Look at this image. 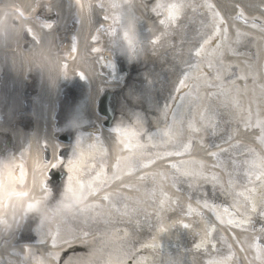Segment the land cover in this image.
Here are the masks:
<instances>
[{
  "label": "bare ground",
  "instance_id": "6f19581e",
  "mask_svg": "<svg viewBox=\"0 0 264 264\" xmlns=\"http://www.w3.org/2000/svg\"><path fill=\"white\" fill-rule=\"evenodd\" d=\"M145 3L146 8L143 0L0 2V133L11 136L16 142V148L8 152L11 153L9 158L0 151L3 157L0 164L14 162L17 177L20 172L17 166L23 164L27 171L23 189L30 192L29 197L15 196L11 201L3 198L0 204V219L8 221L7 227L0 225V264H120L127 247L132 264H208L210 257L222 259L223 256L199 247L207 231L205 243H216L224 255L229 254L228 247H232L234 257L228 264H241V261L262 264L264 244L257 250L253 238L259 236L264 242V233L257 232L264 229V211L259 210L262 207L261 181L255 179L262 170L260 157H264V153H260L259 129L246 128L244 120L237 129L233 113L242 112L246 118L251 109L255 124L257 112H264V92L260 88L264 84V31L259 26L264 21V0H147ZM172 4L183 5L176 21H170L167 7H161ZM207 5H213L214 10ZM213 11L217 14L214 18ZM46 13L51 16L47 17ZM164 20L170 21V27L163 24ZM254 21L256 27H253ZM211 23L228 29L232 50L223 55L221 75L227 73L241 89L239 94L230 91L227 99L220 94L219 87L198 86L203 81L202 73L215 74V67L209 69L205 65L212 58L216 41L204 45L200 57L195 55L203 43L201 37L210 32ZM126 29L133 38L132 46L124 38ZM97 48L100 51H94ZM233 51L239 54L234 55ZM224 52L220 49L216 57ZM119 59L124 65L117 62ZM242 76L248 79H239ZM183 80L185 86L181 88L179 84ZM106 91L120 93V115L110 130L103 128V118L96 109L99 97ZM212 93L217 95L212 96ZM189 105L219 106V113L212 114L214 134H205L200 143L199 134L187 130L185 147L187 141H197L188 149L191 156L156 159L152 163L151 158L162 153L163 147H151L147 138L153 137L154 144L166 139L157 134L160 127H166V131L174 135L179 121L186 118ZM137 117L142 128L140 143L145 146L135 147L137 141L133 138L134 147L128 150L118 143L121 137L112 130L117 125L135 126ZM83 126L87 128L81 129ZM67 134L72 135L71 142L60 140ZM78 138L83 140L85 149L88 143L100 139L96 149L98 159L107 149L105 159L109 171L95 182L99 186L107 180V186L86 202L101 207L85 208L81 204L84 210L78 211L61 205L66 179L55 199L48 181L51 191L44 201V216L39 210L29 212L27 204L44 196L40 168L45 164V156L50 161L53 152L67 161L73 155ZM235 145L239 147H233ZM225 149L229 152L223 153ZM249 149H256L259 156ZM141 152L150 157L144 161L149 167L136 170L121 161L119 179L113 178L114 166L121 157ZM212 152L219 153V157L210 155ZM187 159L205 165L201 169L197 163L189 170L214 172L219 177L218 182L214 185L196 179L182 180L177 191L169 179L164 182V191L171 198L170 202L159 191L155 198L146 192L153 182L150 178L141 180V176L164 173L171 177L174 170L170 165ZM213 165L220 167L213 168ZM65 171L68 175L63 165L49 170L50 173ZM99 171L97 165L94 171H86L83 178L91 180ZM247 173H251V182ZM230 180L234 186L229 184ZM253 187L256 192L249 191ZM212 190H219L225 200L219 194H211ZM203 191L210 194L204 195ZM106 195L111 199L104 200ZM252 199L256 200L258 211L251 215L261 220L229 225V219L243 221L244 218L239 214L232 218L225 213L229 203L232 207L247 204L250 209ZM137 200L141 201L142 211L133 231V225L123 222L126 218L122 213L125 203L133 205ZM161 201L164 202L163 213L158 207ZM205 201L218 203L219 209L212 212L211 208H203ZM179 208H185L186 213L174 212ZM200 212L205 215L200 217ZM25 213L27 215L23 216ZM158 213L163 215L162 219ZM216 213L225 223L215 219ZM107 216L111 217V223ZM173 217L174 220H170ZM33 220L37 222L36 237L29 230L25 232ZM172 222L195 228L192 230L196 233L194 248H186V251L184 247L175 246L174 229L171 228L170 234L165 232ZM210 224L217 227L216 234L211 232ZM57 233L58 245L53 247L52 238ZM223 236L229 237L228 246Z\"/></svg>",
  "mask_w": 264,
  "mask_h": 264
},
{
  "label": "snow or ice",
  "instance_id": "6c2138e0",
  "mask_svg": "<svg viewBox=\"0 0 264 264\" xmlns=\"http://www.w3.org/2000/svg\"><path fill=\"white\" fill-rule=\"evenodd\" d=\"M113 7H118V5H113ZM161 7H167V11L170 15V21H176L179 19V12L183 8V5L180 4H172L169 6L161 5ZM207 8L210 10H214L213 5H207ZM217 14L213 11V18ZM241 17L243 16V13H240ZM107 19V17H105ZM206 19V18H205ZM170 21L164 20L163 24L170 27ZM204 22V20H203ZM224 21L221 20V24H223ZM247 23V21H245ZM209 33H205L201 37L203 43L200 45L199 50L196 51L195 55L197 57L201 56V53L203 51L204 45L212 44L214 41H216L214 45V50L212 52V58H210L205 67L212 69L215 67V74L211 73H202L203 81L202 84L198 85L200 87H207V88H213V87H219L221 89L222 95L225 96L227 99V96L230 91H235L236 93H240L241 89L235 84L234 81H232L229 78V75L225 73L223 76L221 75L222 70V60L223 55L226 54L227 51H231V44L228 43V29L223 28L221 29L219 26H217L215 23L209 24ZM257 24L254 21L253 27H256ZM262 31H264V21H261L259 24ZM239 30H237V35H239ZM124 38L128 41L129 45L132 46L133 38L129 34V30H125L124 32ZM155 43H158L159 41H154ZM236 43H239V41H236ZM220 49H224L225 52L221 53V56L219 58L216 57V52ZM73 51H76L74 49ZM94 51H100L99 48L94 49ZM234 55L239 54L236 51H233ZM215 59V64L213 63V60ZM197 68L200 67V65H196ZM187 79V76L185 77ZM241 80H247V76L239 77ZM215 81H221L220 84H216ZM185 86L184 80L181 81L180 87L183 88ZM261 91L264 92V84L260 85ZM212 96H216L217 93H212ZM225 107H227V104H224ZM219 106L216 108H213L211 105L206 107H201V105H189V110L186 115V118H182L179 121V127L176 130V133L170 134V131H164L162 133V137H166V139L162 138L160 144H154L152 143L153 137L149 136L147 138L148 144L151 145V147H163L162 153H156L155 158L152 159V163L156 162V159H165L169 157H185V156H191V152L188 150L192 147L193 143H196L197 141L189 140L187 141V147L186 141L184 139L185 131L191 130L193 133L199 134V142L202 143V137L205 134L212 135L214 134V129L212 128V122H213V116L212 114L216 113L218 114ZM257 119L255 124L252 123V111L251 109H248L247 117L245 118L242 112H236L233 113V119L237 123V129L239 122L241 120H244L245 127H253L254 129H259L260 133V153H264V118H261L264 116V112H257ZM135 126L133 124H129L128 126H121L117 125L112 131L119 134L121 139L118 140L119 144H122L125 149L131 150L134 146L131 144V140L133 138L136 139L137 144L135 147L142 148L145 145L141 144L140 141L142 140L141 132L142 128L140 127L141 121L137 117L135 119ZM175 123V122H174ZM217 127L219 125L217 124ZM127 141V142H126ZM100 139L98 138L95 143H88L87 148L84 147V142L82 139L78 138L77 142L75 144L73 155L71 158H69L67 161L63 159V157H57L52 152V156L50 161L46 160L45 158V164L41 166L40 171L41 175L43 176V180L40 181V187L42 192L44 193V196L41 200L36 201L35 203H28L27 204V210L29 212L31 211H41L42 216H44L46 211V206L44 204V201L47 199V197L50 195V188L48 185V179L49 176L45 175V173L49 172L50 169H56L61 167L62 165L67 170V180H66V187L63 194V197L60 201V204L63 205L66 208L72 209L75 208L78 211H83L84 209L80 208L81 204H84L85 208H100L101 205L99 204H87V200L89 197H95L97 196L102 187L107 186V180H104L101 185H96V180L100 179L101 176H106L109 171V165L107 163V160L105 157L107 156V149L104 150V154L99 159L96 155V149L97 144L100 143ZM48 146L47 144L44 145V148L46 149ZM233 147H239V145H235ZM249 151L256 156H259V153H257L256 149H249ZM223 153H228L229 149H225L222 151ZM212 156L219 157V153L212 152L210 153ZM150 157L147 156L145 153L141 152L139 154H133L127 157H121L120 160H118L115 164V172H114V179H119V172L121 169V161H124L127 163V165L136 170H143L144 168L149 167L148 164H145L144 161L146 159H149ZM232 158L229 157V160ZM261 159V172L256 175L255 179L261 181V205L262 207L259 208L260 211H264V157H260ZM86 161H90V163H86ZM14 163V162H13ZM13 163L11 164H0V204H2L3 198H8L11 201L12 197L15 196H23V197H29L30 192L25 191L23 189V186L26 185L27 182V171L25 170V166L23 164L18 165L20 172L19 176L17 177L15 175V170L13 168ZM199 163V166L201 169L205 167L203 162H197L192 159L182 160L180 162L172 163L170 165V168L173 171V174L171 177H169L167 174L164 173H152L149 175L141 176V180H152V185H149L146 188V192L151 195V197L155 198L157 191H159L165 198L170 202L171 198L167 196V193L164 191V182L171 179L172 186L176 187L177 191L180 190V182L182 180H192L196 179L200 182H211L214 185L218 182L219 177L213 172L211 174H205L204 171L196 172L193 170H189L192 168V166ZM254 163V162H253ZM97 165L100 166V171L96 172L95 176L91 180H85L84 174L86 171L91 172L94 171L97 168ZM230 166V165H229ZM220 167V165H213V168ZM249 178V182H251V173L246 174ZM157 180L160 181L159 184H157ZM230 185H233V182L229 181ZM234 186V185H233ZM223 187V185H221ZM19 189V191L17 190ZM227 190V189H226ZM250 192H256L257 189L255 187L251 188L249 190ZM240 196H243V193H239ZM104 200H110L111 198L109 196H104ZM125 200L129 198H124ZM141 201L137 200V202L133 205H129L128 203L124 204V212L122 213V217L126 218L123 222L128 223L129 225H133V231L135 228V223L138 221L136 218L141 213L142 209L139 207V204ZM164 202L161 201L158 205L160 213H163L164 211ZM11 206V205H10ZM189 210L191 211V204L188 205ZM203 208L208 209L211 208L212 212H215L216 206L209 205L206 201L203 202L202 205ZM235 211L233 213H230L231 216H235L237 214L243 215L244 219L243 221H237L234 219H229L227 223L229 225L235 224L237 226H240L242 223L251 224V214L256 213L258 211L257 202L255 199H252L251 201V207L249 209L247 204H238L234 205ZM117 213L120 212V209L116 210ZM228 209L225 208L224 212L228 213ZM160 213L157 214L159 218H163V215ZM27 213H25L23 216H26ZM200 217H203L205 215L204 212L198 213ZM145 216L147 214L145 213ZM15 213L13 212L12 219H15ZM108 222L111 223V217L107 216ZM121 218L118 217V220ZM215 219L218 220L221 224L225 223L223 218L219 215V213H216ZM43 222V221H42ZM0 225L8 226V221L6 219H0ZM211 226V232L213 234L217 233V228L214 226V224H210ZM182 227L188 228L189 224H183ZM264 231V229H262ZM207 234L206 232L205 236L206 238L204 240H201L199 247L203 248L205 251L214 250V252L217 255H222V259H213L209 258L208 264H228V261L233 259L234 253L231 252L232 247L229 248V254L224 255L221 253L220 249L218 248L216 243H210L209 241L205 243V240H207ZM52 238V245L53 247H56L57 244V237ZM224 244L228 246V240L229 237L223 236L222 237ZM255 242V246L257 247V250H259L260 245L264 244V242L261 241V238L259 236H256L253 238ZM132 244V242H130ZM134 247V245H133ZM155 247V245H153ZM129 256V247H127V250L123 254V259L120 261V264H132V261L128 259ZM241 264H243V261H241ZM262 264H264V258H262Z\"/></svg>",
  "mask_w": 264,
  "mask_h": 264
},
{
  "label": "rangeland",
  "instance_id": "374dc122",
  "mask_svg": "<svg viewBox=\"0 0 264 264\" xmlns=\"http://www.w3.org/2000/svg\"><path fill=\"white\" fill-rule=\"evenodd\" d=\"M147 0H143V5H144V7L146 8L147 7V5L148 4H146L145 2H146ZM75 28L73 27L72 28V30H74ZM118 61H120V59L118 60ZM10 141V138H8L7 136H5V135H0V151H3L2 152V154H5L6 152H8L11 148H8L9 146L8 145H6V141ZM195 187L196 186H193V189H195ZM59 191L60 190H58V189H55V194H58L59 193ZM213 192L211 193V194H213V195H217V194H219L218 196H221V198H222V196H223V194L219 191V190H217V191H215V190H212ZM203 194L204 195H207V194H210L209 192H207V191H203ZM53 196H55V195H53ZM180 196V195H179ZM224 197V196H223ZM53 198H55V197H53ZM210 204V203H209ZM220 204V203H219ZM210 205H214V206H216V210L217 209H219V206L220 205H218V203H212V204H210ZM181 212V214H184V213H186V211H185V208H183V209H175L174 210V212ZM229 213H227V214H229L230 215V213H233L234 211H228ZM231 216V215H230ZM235 216H237V215H235ZM235 216H231L232 218L233 217H235ZM198 217V216H197ZM175 217H173V218H171L170 220H173ZM238 219L240 218V217H237ZM250 218L251 219H253V220H261L260 219V217H258V216H250ZM242 219H244V218H242ZM35 223V221L33 220V222H32V224H34ZM32 224L30 225V226H28V227H26V230H25V232L32 226ZM184 224V223H183ZM216 227V226H215ZM169 228V230H171V228H173L174 229V232H175V234L176 235H174V236H176V247H184L185 248V250H186V248H188V249H192V248H194L195 247V244H194V242H195V239H196V233L194 232V231H192V230H194L195 228L193 227V226H189L188 228H183L182 227V224L181 223H179V222H172L171 223V225L168 227ZM217 228V227H216ZM257 232H259V233H261V234H263L264 233V231H262V229H259ZM259 233H257V234H259ZM264 237V236H263ZM223 240V239H222ZM187 251V250H186Z\"/></svg>",
  "mask_w": 264,
  "mask_h": 264
},
{
  "label": "water",
  "instance_id": "95a60500",
  "mask_svg": "<svg viewBox=\"0 0 264 264\" xmlns=\"http://www.w3.org/2000/svg\"><path fill=\"white\" fill-rule=\"evenodd\" d=\"M116 96H119V94L114 95L113 93L107 92L102 98H100L98 102V113L107 119V121L103 123V126L108 129L113 127L116 118L119 116L118 101ZM64 139H66L68 142H71L70 138L65 137ZM65 177V174H60L58 176L59 183H61V179H64Z\"/></svg>",
  "mask_w": 264,
  "mask_h": 264
}]
</instances>
